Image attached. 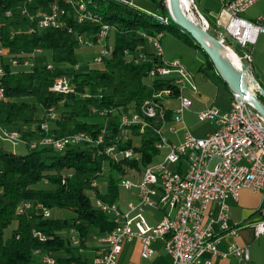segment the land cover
Returning <instances> with one entry per match:
<instances>
[{
	"label": "trees",
	"instance_id": "trees-1",
	"mask_svg": "<svg viewBox=\"0 0 264 264\" xmlns=\"http://www.w3.org/2000/svg\"><path fill=\"white\" fill-rule=\"evenodd\" d=\"M87 1H91L90 8L100 16V22L79 23L74 8L64 0H33L31 4L28 0H0V45L9 49V56L0 55V68L5 72L0 76L5 92V98L0 99V125L18 129L28 141L39 140L47 135L41 130L42 117L39 115L55 107L59 119L53 122L50 133L55 137L77 131L97 136L106 127L101 145H70L60 151L37 146L24 155L0 149L3 165L0 168L3 189L0 193V264H34L37 249L52 253L58 264H84L66 237V230L76 229L82 246L86 247V241L93 234L109 233L116 226L110 217L95 208L89 196L91 189L104 201L117 202L121 192L120 177L142 171L160 153L156 146L158 138L152 134L139 136L136 129L131 138L117 141V145L120 149H133L139 155L138 160L124 158L115 162L100 151L115 144L121 135V115L136 110L165 84L159 79L148 83L147 73L152 62L146 60L136 64L126 58L127 50H139L152 56L154 52L146 36L161 41L166 31H172L204 53L207 65L202 64L201 69L215 70L207 53L174 21L166 0H149L156 8L154 12L122 0ZM55 2L65 10L66 23L60 27L41 29L21 10L26 4L29 13L34 15ZM7 12L11 15L7 16ZM103 24L112 27L108 42L114 46L113 54L104 57L100 68L76 69L81 47L78 36L83 35L96 43ZM37 49H42L49 59H33L30 66L11 65L8 57L18 53L30 57ZM49 62L53 63V68H48ZM60 76L72 77L78 94L51 91L52 82ZM85 92L87 97L83 96ZM258 98L264 104L260 93ZM94 109H107L108 112L105 116L94 117ZM106 166L109 167L106 189L93 188L96 173ZM66 170L72 174L64 183L63 171ZM46 178L49 183L45 185ZM22 201L41 204L51 210V215L45 216L43 208L19 214L17 208ZM11 227L14 228L7 237L6 231ZM35 231L41 232L46 239L34 236Z\"/></svg>",
	"mask_w": 264,
	"mask_h": 264
},
{
	"label": "built area",
	"instance_id": "built-area-1",
	"mask_svg": "<svg viewBox=\"0 0 264 264\" xmlns=\"http://www.w3.org/2000/svg\"><path fill=\"white\" fill-rule=\"evenodd\" d=\"M69 3L75 12L79 23L85 21L100 22L101 18L90 8L91 1L64 0ZM133 5L132 1L122 0ZM191 12L197 17V23L206 30H211L210 20L197 8L195 0H188ZM222 11L216 15L217 24L227 37L236 42L240 51L232 49L226 44L224 36L218 37L220 42L228 46L238 56L242 69L247 66V85L253 94L260 88L251 85L249 70L253 61V47L257 44L260 34L264 33V13L255 20L245 18L244 13L260 0H220ZM31 4L33 0H28ZM183 8V6H182ZM22 13L34 20L38 27L46 29L65 25L63 15L65 10L57 3L50 5L49 9H40L34 15L28 11L26 4L21 6ZM184 10V9H183ZM185 12V11H184ZM7 16L11 12L6 13ZM211 16H215L212 14ZM96 43L79 35V41L88 46H98V55L93 58L94 65H102L104 57L113 54L114 46L108 42L112 27L103 24ZM148 43L153 48L152 56L141 51H126V58L136 64L149 60L152 65L147 73V78L165 81L160 89L139 104L136 110L121 115V135L115 144L105 146L102 150L111 156L115 162L128 158L136 160L139 155L133 149H120L117 141H125L133 136L136 129L139 136L152 134L158 138L157 148L162 153L160 160L151 162L143 167L142 171H134L120 177L119 187L128 191H135L137 201L129 200L125 208L118 202L109 203L97 196L95 190L91 199L96 209L105 213L115 223V228L106 234H93L92 238L103 246L95 257V264H118L119 257L125 243L139 238L142 243L141 255L151 258L154 254L153 243L160 238L165 240V252L171 257V264H213L216 256L235 257L240 262L250 259V248L233 243L227 251H220L218 245L221 235L216 234L214 225L218 224L222 231L232 236H237L238 229L228 223L229 205L228 198L238 199L244 189L264 192V117L252 102H243L238 99V94L233 93V106L228 112H221L212 106L198 112L201 121H213L217 125L214 132L204 137L193 135L185 130L183 139L179 142L169 140L165 135L167 125L172 122L182 123L185 111L192 107V99L188 93L197 94L198 86L194 74L179 60L168 61L164 58V50L160 40L146 36ZM42 49H37L32 56L26 57L18 53L11 58V65L30 66ZM0 55H3L0 49ZM53 63H48V68H53ZM78 67V66H77ZM0 68V76L4 75ZM50 90L64 94H78L76 84L72 77L60 76L52 82ZM84 97L88 93L83 94ZM5 98L4 88L0 83V99ZM178 102L172 108L173 102ZM114 110V108H109ZM108 110H93L100 116H105ZM59 119L55 107L44 111L41 130L47 135L39 140L28 141L24 139L18 129L0 125V140L18 142L29 145L30 148L51 147L60 151L70 145L91 146L104 143L103 133L106 127L97 136L86 131L67 133L60 137L50 135L53 122ZM172 131H177L176 125H171ZM182 162V164H181ZM107 167V166H106ZM106 167L96 173L92 180L93 188H101L107 183ZM71 172L63 175V182ZM135 175L136 181L129 176ZM48 184L49 179H44ZM3 189L0 187V193ZM216 203L219 213L211 217L205 224V219L212 216L210 206ZM34 208H43L45 216L51 215L49 208L33 201H22L17 208V213H27ZM148 208H163L166 213L164 218L156 225H151L145 216ZM255 235L264 236V218L252 223ZM34 236L41 240L46 237L41 232L35 231ZM71 245L81 253V237L76 229L68 232ZM40 264H58L56 256L52 253L35 250Z\"/></svg>",
	"mask_w": 264,
	"mask_h": 264
},
{
	"label": "crops",
	"instance_id": "crops-1",
	"mask_svg": "<svg viewBox=\"0 0 264 264\" xmlns=\"http://www.w3.org/2000/svg\"><path fill=\"white\" fill-rule=\"evenodd\" d=\"M132 1L133 5L141 8L145 11L154 12L156 10L154 4L152 3V8H147L145 4L141 2H137L138 0H129ZM196 6L198 10L205 16L212 15L213 21L210 20L212 25L211 30H213L214 35L220 37L221 35L226 38V44H228V40L230 39L225 34L224 30L218 26L216 15L220 14L222 11V4L220 0H195ZM50 6L48 7V9ZM169 8V7H168ZM264 13V0L258 1L254 6H252L249 10L244 13V17L249 20H255L258 18L260 14ZM187 15V14H186ZM189 18L192 17V14L187 15ZM194 18V17H192ZM197 22V20H194ZM209 30V31H211ZM217 37V38H218ZM229 45V44H228ZM92 48H96V52L98 53V46H90ZM152 48V47H151ZM0 49L3 51V56H9V49L4 48L0 45ZM81 50V49H80ZM153 51V48H152ZM83 52V51H82ZM96 53V55H98ZM42 54H44L43 50L38 54L37 59L42 58ZM79 54V53H78ZM165 54V51H164ZM95 55V56H96ZM94 56V57H95ZM93 57V58H94ZM165 58L170 61L171 59L178 60L176 57ZM226 57V56H225ZM11 59L10 57H8ZM44 58V57H43ZM206 59L202 58L196 66H190L186 62H182L186 68L194 74L196 85L198 86L199 92L197 94L188 93L190 98L192 99V107L185 111L184 121L180 124L170 122L166 129L165 135L166 137L173 141L179 142L183 139L184 131H190L193 135H196L191 129L190 121L192 116L196 117L199 122H207L201 121L198 118V112L210 108L212 106L218 107V109L225 113L231 110L233 106V92L231 97V103H224L221 105H217V100L219 98V90L220 84H223L227 89L230 90L228 85L224 83L221 79L218 78V74L214 69H201V65L205 64ZM251 67L249 70V76L251 80V84L258 88L264 89V33L260 34L259 40L256 45L253 47V61H251ZM207 63L205 64V66ZM199 74V75H197ZM148 83H151V79L148 78ZM259 91L257 92V94ZM178 102L174 101L172 104V108H176L178 106ZM42 117V116H41ZM211 123V129L204 132V137L208 133H212L217 129V125L213 121H209ZM171 125H176L177 131H172L170 129ZM26 128V127H25ZM139 142V140H137ZM137 142V144H138ZM163 152H160L157 155V158L162 156ZM155 157V160H157ZM108 183V182H107ZM104 184V183H103ZM106 189V188H105ZM120 197L118 199L122 208H125L126 203L129 200L137 201V196L135 191L128 192L126 197H123L122 188L120 187ZM89 196H92V192H89ZM117 201V202H118ZM227 203L229 205V216L228 223L231 227H236L238 229L237 236H232V234L222 231L218 224L214 225V230L216 234L221 235V241L218 245L220 251H227L229 246L233 243H237L243 246H248L250 248V259L239 261L235 257H221L216 256L213 260V264H264V236L255 235V230L252 226V223L264 218V192L253 191L251 189H244L241 191L239 198L236 200L234 198H228ZM212 216H208L205 219V224L210 221L211 217H216L219 213V207L216 203H213L210 206ZM166 210L163 208H148L146 210L145 216L147 221L151 225L158 224L165 216ZM67 231V236H68ZM66 235V234H65ZM103 246V244L98 243L92 237L86 241V247L84 251L81 253L79 250L75 248V252L81 256L84 264H95L94 260L97 256L99 249ZM154 249V254L151 258H143L141 255L142 243L139 238L133 239L132 242L125 243L123 246V250L119 257L118 264H171V257L165 252V240L163 238L158 239L152 245ZM34 264H40L39 257L35 255Z\"/></svg>",
	"mask_w": 264,
	"mask_h": 264
},
{
	"label": "rangeland",
	"instance_id": "rangeland-1",
	"mask_svg": "<svg viewBox=\"0 0 264 264\" xmlns=\"http://www.w3.org/2000/svg\"><path fill=\"white\" fill-rule=\"evenodd\" d=\"M137 2H141V3L145 4V6L147 8H150V9L152 8V3L149 2V0H138ZM206 16L211 21H213V18L210 15H206ZM210 32H213V30H211ZM228 41H229L228 44L232 47V49H235L236 51H240V48L238 47L236 42L232 41L231 39H229ZM160 42L162 44L163 50L165 51L164 58H166V59L170 58L169 56H171V58L176 57L177 59L179 58L178 60L181 63L186 62L190 66H196L197 63H199V61H201L202 58L205 57L204 53L199 48H197L194 45H191L188 40L175 35L174 32H172V31H166L164 36H163V39ZM80 49L78 51L80 62H79V66L76 69L83 70L85 67H87V68H92V67H99L100 68V67H102V65L99 66V65L93 64V57L97 53L96 48H92V47L88 46L86 43L81 42ZM41 56L44 57L45 59H49V57L46 53L42 54ZM172 60L173 59H171L170 61H172ZM68 67L70 68V66H68ZM197 75H199V74H197ZM220 85H221L220 86L221 90H219L220 92H219V98L217 100V105L219 106V105H221V103L222 104L228 103V105H229V103H231V101H232L231 100L232 92H231V90L227 89L223 84H220ZM43 115L44 114L41 111L39 117H41V116L43 117ZM94 117H100V116L99 115L97 116V114H96ZM190 126H191V129L194 130L193 132L196 135L203 136L204 132L207 130H210L212 125H211V123H209V120L207 122H199L196 119V117L192 116V119L190 121ZM137 142L138 141L136 139V143ZM0 149L8 151V152H13L15 154L24 155V154H27L29 152L30 146L26 145L24 143H21V142L13 144L10 141L0 140ZM162 152L165 153V151H162ZM158 160H160V158H157V161ZM2 167H3V165L0 162V168H2ZM66 173H67V170L63 171V174H66ZM108 173H109V167L107 166L106 167V173H105L106 176ZM129 177H131L135 181L137 180L135 178L136 177L135 175L129 176ZM104 179L106 181H108L107 177H105ZM106 185H107V183L101 184V189L104 190ZM128 192H130V191L123 189L122 190L123 197H126L127 194H129ZM145 214H147V213H145ZM13 228L14 227L7 229V231H6L7 237L11 234ZM66 237H67V230H66Z\"/></svg>",
	"mask_w": 264,
	"mask_h": 264
},
{
	"label": "water",
	"instance_id": "water-1",
	"mask_svg": "<svg viewBox=\"0 0 264 264\" xmlns=\"http://www.w3.org/2000/svg\"><path fill=\"white\" fill-rule=\"evenodd\" d=\"M181 2V0H168L169 12L174 21L188 31L197 44L207 53L217 74L233 93L238 94V99L243 102H252L256 110L264 117V104L260 102L258 94H253L247 85L249 82L246 75L247 66L243 65L242 69H239L230 58L225 57L218 50V46L222 44L220 40L200 24L191 20L184 12ZM259 93L264 97L263 88H260Z\"/></svg>",
	"mask_w": 264,
	"mask_h": 264
},
{
	"label": "bare ground",
	"instance_id": "bare-ground-1",
	"mask_svg": "<svg viewBox=\"0 0 264 264\" xmlns=\"http://www.w3.org/2000/svg\"><path fill=\"white\" fill-rule=\"evenodd\" d=\"M166 1H167V5H168V0H166ZM181 1H182L181 3H182V6H183V9H184L185 13L187 15L188 14H192V17H194V18L191 17L190 19L193 20V21L197 20V17L195 16V14L193 12H191V7H190L189 1L188 0H181ZM218 50H220L224 54V56H229L231 58L232 62H234L236 65L241 66V62H240L238 56L228 46H226L224 44L223 45L220 44L218 46Z\"/></svg>",
	"mask_w": 264,
	"mask_h": 264
}]
</instances>
